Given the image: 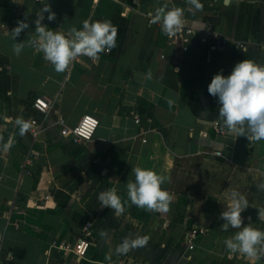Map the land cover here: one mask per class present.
I'll return each mask as SVG.
<instances>
[{"label": "crops", "instance_id": "1", "mask_svg": "<svg viewBox=\"0 0 264 264\" xmlns=\"http://www.w3.org/2000/svg\"><path fill=\"white\" fill-rule=\"evenodd\" d=\"M200 2L196 10L188 0L176 1L195 29L185 42L150 23L149 13L170 9L166 0H0V264H264V258L226 250L224 240L238 229L220 228L225 199L213 193L200 199L189 189L195 179L184 187L179 174L182 162L214 159L264 178V140L230 134L207 91L213 75L229 74L237 61L264 64V0ZM48 3L56 13L53 21L45 14L50 30L67 36L85 20H106L118 29L116 46L101 52L96 64L82 56L56 72L28 44L36 35V13ZM25 19L30 27L14 40L12 29ZM207 29L228 43L214 49L213 41L200 37ZM18 42L24 48L16 55ZM36 96L54 101L45 118L33 109ZM85 114L100 121L93 140L63 139L58 117L75 126ZM30 117L42 123L37 139L28 131L21 135L15 124ZM217 150L223 157L213 156ZM135 167L166 177L161 187L172 196L167 213L127 199ZM108 189L120 196L122 214L100 206L97 196ZM241 216L245 226L264 230L258 211L247 208ZM87 224L91 247L78 257L73 247ZM193 226L209 231L190 250L185 236ZM137 236H147V245L117 254V245Z\"/></svg>", "mask_w": 264, "mask_h": 264}, {"label": "clouds", "instance_id": "2", "mask_svg": "<svg viewBox=\"0 0 264 264\" xmlns=\"http://www.w3.org/2000/svg\"><path fill=\"white\" fill-rule=\"evenodd\" d=\"M194 9L201 10L200 0H188ZM225 6L231 0H224ZM45 14L48 21L56 19V13L50 3L42 5L33 21L36 35L28 42L35 51L43 54V59L50 62L56 72H64L66 68L80 56L93 60L105 51L116 46L118 29L110 21L89 22L85 20L81 29L71 28L67 36L59 31L50 30L45 24ZM150 22L160 25L166 35H174L183 25L184 12L181 8L168 9L167 5L157 9L155 14L149 13ZM30 27L27 20H18L11 34L14 40ZM238 47V46H237ZM24 43L18 42L13 46V52L19 55ZM239 48V47H238ZM240 49V48H239ZM243 52L245 49H240ZM149 79L151 73L148 74ZM208 94L214 97L218 105V118L228 132L236 138L244 137L248 142L264 140V64L251 59L237 61L227 75L219 71L213 75L207 87ZM15 124L24 135L30 124L23 118H17ZM9 140L5 147H10ZM134 180L127 183V199L138 208L158 213H167L172 202V196L161 185L166 177L154 170L135 167L132 169ZM264 189V183L258 186ZM101 207L120 215L124 211L120 196L114 189H108L98 194ZM225 207L218 219L222 231L238 229L224 240L226 250L232 254L256 258H264V230L245 226L241 213L249 207L247 198L237 190L226 194ZM258 217L264 219V212L258 211ZM102 235L106 236L105 233ZM147 236L125 238L115 251L117 254H127L132 249L146 246Z\"/></svg>", "mask_w": 264, "mask_h": 264}, {"label": "built area", "instance_id": "3", "mask_svg": "<svg viewBox=\"0 0 264 264\" xmlns=\"http://www.w3.org/2000/svg\"><path fill=\"white\" fill-rule=\"evenodd\" d=\"M170 3L171 8H178L176 1L177 0H166ZM184 23L182 27L174 34L177 37L182 38L185 42H188L189 36L195 34V29L188 23L187 18L184 14L183 17ZM151 23V22H150ZM201 39L205 41H213L212 47L214 49L221 48L225 44L228 43L229 39L223 37L220 33L215 32L212 29L203 30L200 32ZM239 47L245 48V44L239 43ZM110 50H105L104 52L107 53ZM102 53L98 55V58L93 60L92 58L88 57L93 64H96L100 58ZM82 56L78 57L75 61H79ZM54 101L50 100L44 96H36L33 102V109L36 114L45 118V116L49 113L53 106ZM135 122L140 123L141 118L139 114L134 116ZM30 124V128L28 132L32 135L34 139H37L42 132V123L40 119L37 117H30L26 120ZM57 123L60 126V135L63 139L67 140L70 143L74 144H85L93 140L96 131L100 125V121L97 117L92 114H85L82 116L81 120L75 126H69L66 123V119L64 116H59L57 119ZM217 132L221 135L226 134V129L221 128L218 124L215 126ZM213 156L217 158L223 157V153L220 150L214 152ZM208 228L205 227H190L185 236V244L190 250H194L196 248V240L199 236L206 235L208 233ZM93 235L92 225L87 224L83 228L82 237L77 241L74 245V251L78 257H83L88 254L91 241L90 238ZM116 264H131L124 259H119L118 263Z\"/></svg>", "mask_w": 264, "mask_h": 264}, {"label": "rangeland", "instance_id": "4", "mask_svg": "<svg viewBox=\"0 0 264 264\" xmlns=\"http://www.w3.org/2000/svg\"><path fill=\"white\" fill-rule=\"evenodd\" d=\"M180 166V180L184 187L194 178L195 182L189 189L200 199L208 193L225 199L228 192L237 190L247 198L248 208L264 212V189L258 187L264 183L261 176L238 169L223 160H191L182 162Z\"/></svg>", "mask_w": 264, "mask_h": 264}]
</instances>
